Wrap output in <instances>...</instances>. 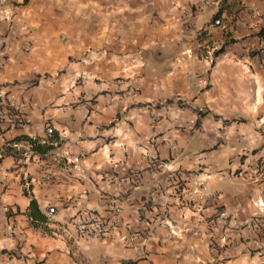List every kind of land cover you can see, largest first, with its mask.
I'll return each instance as SVG.
<instances>
[{
    "label": "crops",
    "instance_id": "0c3cea01",
    "mask_svg": "<svg viewBox=\"0 0 264 264\" xmlns=\"http://www.w3.org/2000/svg\"><path fill=\"white\" fill-rule=\"evenodd\" d=\"M263 29L264 0H0L19 122H0V264H264L243 229L264 221ZM52 135L44 153L21 140ZM117 204L111 235H78L81 210Z\"/></svg>",
    "mask_w": 264,
    "mask_h": 264
},
{
    "label": "built area",
    "instance_id": "2783aa9c",
    "mask_svg": "<svg viewBox=\"0 0 264 264\" xmlns=\"http://www.w3.org/2000/svg\"><path fill=\"white\" fill-rule=\"evenodd\" d=\"M254 11H257V8H254ZM216 24H220L219 20L215 21ZM139 88L132 86L127 91V96H134L139 92ZM16 116V107L14 105L13 98L8 97L7 95H4L0 93V122H5L12 126H17L19 122L17 121ZM48 133L51 135L53 133L52 128H48ZM163 165L160 162V159L157 155L154 154H148V163L146 167L150 171H155L156 169H159ZM261 168V164L258 163L257 170ZM141 170L145 169L144 165L140 166ZM182 178H186V174H182ZM106 180L110 183L120 182L121 180L118 178V176L110 174L107 175ZM182 183V180L180 178L179 181L176 183V187L180 189V185ZM200 188H203L205 190L204 195H198L201 201L206 199L209 196V189L204 186L203 183L199 184ZM194 193H197L195 191ZM211 194V193H210ZM192 195V194H191ZM190 195L188 198V201H194L193 197ZM178 198H180L178 194ZM182 199L180 198V201ZM263 207V206H262ZM144 209L146 211H150L152 208L148 205H144ZM123 208L121 204L115 205L113 208V212L108 217H103L99 214L98 209H84L81 210L78 214H76L72 220L71 223L75 227L76 232L79 236L83 237L84 239H97V240H103L107 238L109 235H111L112 231L114 229H117L118 227V221L120 219V216L122 214ZM167 208L165 207V212H167ZM54 208H50L48 210V213H53ZM243 229H248L249 231H253L254 229H258L260 232L264 233V224L262 223V216L256 215L253 217V219L249 222H247ZM212 247L214 246V243H211ZM146 264H153L151 261H147Z\"/></svg>",
    "mask_w": 264,
    "mask_h": 264
},
{
    "label": "trees",
    "instance_id": "16d2710c",
    "mask_svg": "<svg viewBox=\"0 0 264 264\" xmlns=\"http://www.w3.org/2000/svg\"><path fill=\"white\" fill-rule=\"evenodd\" d=\"M218 15L219 13L214 16V20L218 19ZM259 35L264 38V29L260 31ZM219 51L222 52L223 48H221ZM21 140H26L31 145L34 151L41 153L52 149L54 147V143L58 142V138H55V136H53L51 141H45L44 143H41L38 138H31L27 136L23 137ZM26 214L29 217L32 226L36 228H41L44 231L49 232L47 226V223L49 222L48 216L40 209L39 204L36 200H32L29 209L26 211ZM9 215H11V213H9Z\"/></svg>",
    "mask_w": 264,
    "mask_h": 264
},
{
    "label": "rangeland",
    "instance_id": "374dc122",
    "mask_svg": "<svg viewBox=\"0 0 264 264\" xmlns=\"http://www.w3.org/2000/svg\"><path fill=\"white\" fill-rule=\"evenodd\" d=\"M262 205V204H261ZM263 218V217H262ZM262 223H264L263 219H262Z\"/></svg>",
    "mask_w": 264,
    "mask_h": 264
}]
</instances>
